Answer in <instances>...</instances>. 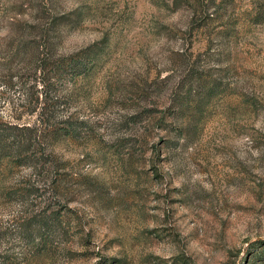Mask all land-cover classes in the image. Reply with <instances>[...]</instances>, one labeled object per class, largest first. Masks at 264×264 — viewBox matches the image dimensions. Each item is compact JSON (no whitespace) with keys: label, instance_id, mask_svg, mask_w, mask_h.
Here are the masks:
<instances>
[{"label":"rangeland","instance_id":"1","mask_svg":"<svg viewBox=\"0 0 264 264\" xmlns=\"http://www.w3.org/2000/svg\"><path fill=\"white\" fill-rule=\"evenodd\" d=\"M0 136V264H264V0H0Z\"/></svg>","mask_w":264,"mask_h":264},{"label":"trees","instance_id":"2","mask_svg":"<svg viewBox=\"0 0 264 264\" xmlns=\"http://www.w3.org/2000/svg\"><path fill=\"white\" fill-rule=\"evenodd\" d=\"M41 114V113H40ZM46 119H45V121L43 120V118H41V116H39V122H43L44 124H45V126L47 125V123H46ZM10 125V127H15V126H13V124H9ZM24 128H30L31 130H34V129H36V126H32V127H30L31 125H22ZM2 137L0 136V153L1 152H3V150L5 149V147L7 146L6 145V143L1 139ZM29 142V141H28ZM22 145H25V143L24 144H22L20 141H18L17 143H16V149H17V151H19V150H21L22 148ZM36 164L37 163H35L34 165L36 166ZM44 221H46V220H44Z\"/></svg>","mask_w":264,"mask_h":264}]
</instances>
